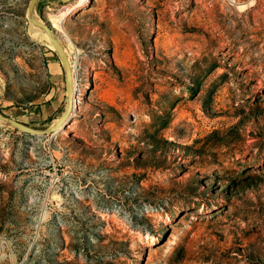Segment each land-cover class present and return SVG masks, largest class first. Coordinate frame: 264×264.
Returning <instances> with one entry per match:
<instances>
[{"label": "rangeland", "instance_id": "374dc122", "mask_svg": "<svg viewBox=\"0 0 264 264\" xmlns=\"http://www.w3.org/2000/svg\"><path fill=\"white\" fill-rule=\"evenodd\" d=\"M78 2L0 0V264H264V0Z\"/></svg>", "mask_w": 264, "mask_h": 264}, {"label": "bare ground", "instance_id": "6f19581e", "mask_svg": "<svg viewBox=\"0 0 264 264\" xmlns=\"http://www.w3.org/2000/svg\"><path fill=\"white\" fill-rule=\"evenodd\" d=\"M90 0H81V2H78V3H76L74 6H73V9L74 8H76V7H78L80 4H85V3H87V2H89ZM52 28H54L52 25H50ZM55 29L57 30V31H60L61 33L63 32V29H62V27L60 26V24H58L57 23V25L55 26ZM35 32L36 33H39V32H41V31H39V30H37V29H35ZM64 33V32H63ZM65 36V42H67V37H66V35H64ZM49 40V39H48ZM64 42V43H65ZM71 81L73 80V74L71 73ZM69 99H70V97H69ZM71 100L68 102V111H69V113H70V110H72L71 109ZM71 113H72V111H71ZM68 114V113H67Z\"/></svg>", "mask_w": 264, "mask_h": 264}, {"label": "water", "instance_id": "95a60500", "mask_svg": "<svg viewBox=\"0 0 264 264\" xmlns=\"http://www.w3.org/2000/svg\"><path fill=\"white\" fill-rule=\"evenodd\" d=\"M47 31L50 32L48 29H47ZM56 43H57V45L59 46V48H60V50L62 52V49H61L62 46L60 45V43L58 42V40L56 41ZM63 55H64V53H63ZM10 121L12 123H14L15 125L19 126L20 128L24 129V130L33 131V130L27 128L26 126H24L23 124L17 122V121H14V120H10ZM48 132H50V129H47V130L43 131L41 134L48 133Z\"/></svg>", "mask_w": 264, "mask_h": 264}]
</instances>
